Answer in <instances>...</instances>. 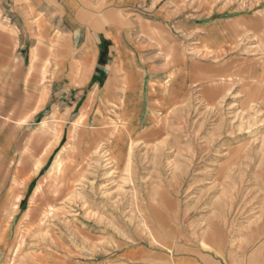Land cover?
Listing matches in <instances>:
<instances>
[{"label":"crops","instance_id":"obj_1","mask_svg":"<svg viewBox=\"0 0 264 264\" xmlns=\"http://www.w3.org/2000/svg\"><path fill=\"white\" fill-rule=\"evenodd\" d=\"M0 15V264L33 230L40 188L63 177L67 122L83 107L113 111L90 122L121 124L109 147L123 161L124 128L149 122L145 136L157 135L194 99L264 106V0H0ZM107 263L226 264L174 241L128 245Z\"/></svg>","mask_w":264,"mask_h":264},{"label":"rangeland","instance_id":"obj_2","mask_svg":"<svg viewBox=\"0 0 264 264\" xmlns=\"http://www.w3.org/2000/svg\"><path fill=\"white\" fill-rule=\"evenodd\" d=\"M211 103L178 107L154 136H145L149 122L137 133L124 128L123 161L109 147L121 124L90 122L93 111H113L83 107L80 124L67 122L63 177L40 188L45 201L29 207L33 230L14 236L1 264H108L128 245L163 248L172 241L200 245L226 264H264L257 251L264 235H256L264 211V106ZM239 146L248 154L237 159L232 151Z\"/></svg>","mask_w":264,"mask_h":264},{"label":"bare ground","instance_id":"obj_3","mask_svg":"<svg viewBox=\"0 0 264 264\" xmlns=\"http://www.w3.org/2000/svg\"><path fill=\"white\" fill-rule=\"evenodd\" d=\"M178 108V107H177ZM177 108H175L174 110H173V112H171V113H175L176 112V110H177ZM159 119V118H158ZM234 127V126H233ZM242 129V128H241ZM158 145V144H157ZM249 150L250 149H252L251 147L250 148H248ZM99 150V149H98ZM120 150L122 151V153H123V148H120ZM250 152V151H249ZM232 155L233 156H235L237 159H239L240 157H242V155H246V154H248V151H247V148L246 147H244V146H239V147H237L236 149H234L233 151H232ZM132 155V154H131ZM128 156H129V154H128ZM130 158V157H129ZM242 162V161H241ZM86 173V172H85ZM228 174V173H227ZM230 179V178H229ZM80 182V181H79ZM81 183V182H80ZM71 194H73V192L71 193ZM78 194V193H77ZM76 197V196H75ZM68 198V197H67ZM70 198V197H69ZM69 200H72V196H71V199H69ZM70 203V202H69ZM153 207V206H152ZM60 208V207H59ZM262 208V207H261ZM260 208V209H261ZM261 211H263V210H260V212ZM152 214H153V216H154V219H155V221H156V223L158 224V225H160L161 227L163 226L160 222H158L157 220H160V219H162L161 218V216L159 215L160 213L156 210V209H151V211H150ZM256 226H258L257 227V229H258V231L260 232V230L262 229V227L264 226V211L260 214V216H259V218H258V220H257V225ZM170 227V226H169Z\"/></svg>","mask_w":264,"mask_h":264}]
</instances>
